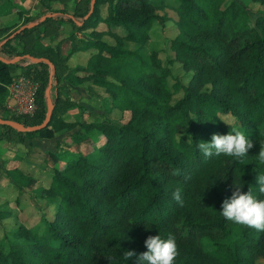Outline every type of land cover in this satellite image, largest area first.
Wrapping results in <instances>:
<instances>
[{"label":"trees","instance_id":"trees-1","mask_svg":"<svg viewBox=\"0 0 264 264\" xmlns=\"http://www.w3.org/2000/svg\"><path fill=\"white\" fill-rule=\"evenodd\" d=\"M103 1L108 6L102 17L98 6ZM177 1L179 31L169 45L173 58L193 72L187 84L175 81L173 90L167 82L170 68L162 64L157 50L147 61L136 47L122 42L145 45L152 24L165 18L155 12L163 2L95 0L84 19L90 0H78L72 12L54 9L45 17L43 22L55 29L47 45L23 38L35 36L43 22L15 28L0 39V108L8 112L7 84L17 75L12 66H20V74L39 83L35 113L8 118L32 125L46 113L48 64L27 57H22L29 60L24 65L20 59L7 63L1 58L25 53L53 62L56 90L64 85L69 55L92 49L87 65L77 68L84 75L71 80L105 87V100L129 110L124 122L66 120L63 114L78 104L54 91V109L46 126L21 131L0 124L4 127L0 142L9 141L14 133L28 144L34 136L49 138L79 126L72 132L73 150L45 153L53 167L48 191L58 197L53 218L44 219L38 229L19 225L7 248H0V264H140L139 255L147 251L145 240L156 235L167 239L169 233L179 251L174 264H257L264 259V231L236 224L220 213L237 185L243 192L251 187L257 198L264 199L257 183V176L264 173L257 156L264 143V0H254L261 4L254 17L239 0ZM51 9L46 5L43 12ZM99 21L107 24L115 42H106L103 31L94 29ZM62 22L75 28L57 39ZM117 27L124 32L113 29ZM87 28L89 37L76 35ZM19 36L23 40L15 41ZM178 89L182 96L171 102ZM231 128L244 131L254 143L243 162L223 154L205 157L198 143L211 142L214 133L228 134ZM10 174L13 181H24L21 172ZM177 188L183 204L173 197ZM126 250L136 255L126 259Z\"/></svg>","mask_w":264,"mask_h":264},{"label":"rangeland","instance_id":"rangeland-1","mask_svg":"<svg viewBox=\"0 0 264 264\" xmlns=\"http://www.w3.org/2000/svg\"><path fill=\"white\" fill-rule=\"evenodd\" d=\"M151 1L156 4H161L164 2L163 0ZM167 1L168 12L163 13V6H166L165 2L162 7L155 10V12H158V14H163L165 18L163 20H156L152 24L148 31V39L145 45L138 46L136 42L129 40H122V42L125 47L131 49L136 47L139 53L147 61H150L151 51L157 50V55L162 60V64L170 68V73L167 76V82L169 87L173 90L172 85L175 81H179L182 84H187L193 71L191 69H185L180 61L173 58L174 54L170 48L169 41L171 38L175 37L179 31L176 23L179 15L177 14L176 5L174 6V4H178V1ZM239 1L248 8V11L252 17L255 16L261 7V4L254 0ZM77 2L78 0H12V2L9 3L7 0H3L2 7L0 5V39L19 26H22L30 21H38L41 15L45 14L46 12H51L54 9H63L68 12H72ZM46 5H50L52 9L50 11L43 12ZM107 6V1L99 3L98 12L102 17L106 16L107 14ZM15 7H18L19 10H15ZM43 20L39 22H43ZM4 23L9 24L4 25ZM73 28H75L73 24L62 22L60 28L58 29L57 39H61L69 34ZM90 29L91 28L75 31V33L80 38H87L90 36ZM94 29L103 31L101 38L106 42L113 43L116 41V37L113 36V33L108 31L110 28L104 21H99L96 23ZM113 29L118 31L120 34L124 32L122 27ZM51 33H55V29L51 23L43 22L37 27L35 36L25 35L23 38L25 42H40L44 45H47V42H49L50 38L49 35H51ZM23 38L19 36L15 41H20V39L23 40ZM69 46L70 45H68L65 50L63 49V55ZM85 51L89 50H81V52H84L83 54L86 53ZM75 61L76 56H73L69 63L72 65L75 63ZM28 62L29 60L20 58V64L24 65ZM11 69L12 72L17 75L20 74L22 70L20 66H12ZM63 88L64 87L59 86L55 90L52 79L50 87V96L52 100L55 92H58L60 95H66V90H63ZM83 90L85 93L88 91L85 87H83ZM89 92L90 97L84 96L82 97L84 98L83 100L81 97L78 99L82 105L79 103L76 105L79 109V112H77L78 115L75 114L76 121L108 119L114 122H124L127 120L129 117V110L122 109L119 106L113 104L110 99H104V96H106L104 94H108L105 87L100 86L99 93L91 90ZM182 94V89L174 91L171 102H174L176 99L181 97ZM75 95L79 96L78 92H75ZM85 99L90 100L84 101ZM8 102L9 101L6 97L4 103L6 108ZM10 102L12 103V100H10ZM77 107L71 108L77 109ZM7 111L8 112H5L0 108V117H10L12 113L9 112L8 108ZM226 118L228 121H233V118L230 116H226ZM76 127L79 128V126ZM3 131L4 127L0 126L1 137H3ZM72 132L73 131L71 130H60L59 132H56L54 136L49 137L50 139H43L34 136L31 144L17 140V135L11 133L9 141L0 142L1 249L5 250L7 248L9 240H12L13 238L12 232L16 230L19 225H24L32 229H38L43 226L44 219L53 218L58 203V197L51 195V193L48 191L50 179L49 172L52 171L53 167L51 166V159H45V153L48 151H62L66 148L73 150L75 139L72 136ZM93 135L95 136L94 133ZM99 140L100 142L104 140V137H101V133ZM13 170H17L22 173V176H24V181L22 183L12 180L10 173ZM6 211L7 214H4L3 212ZM257 264H264V259H259Z\"/></svg>","mask_w":264,"mask_h":264},{"label":"clouds","instance_id":"clouds-1","mask_svg":"<svg viewBox=\"0 0 264 264\" xmlns=\"http://www.w3.org/2000/svg\"><path fill=\"white\" fill-rule=\"evenodd\" d=\"M228 134L214 133L211 142L200 141L198 143L199 150L205 157L213 155H225L234 157L243 162V157L248 155L250 149L254 147V143L248 138L247 134L239 128H231ZM189 138V142H191ZM260 151L258 156L259 165H264V143H260ZM259 192L264 193V173L257 176ZM242 187H236L230 199L224 200L222 211L220 212L224 218L239 225L264 231V199H259L253 194V190L249 187L247 192L241 191ZM175 200L183 204L181 199V189L177 188L173 193ZM146 252L139 255L140 264H174L179 255L178 245L175 236L168 234V238L164 239L161 235L149 236L145 240ZM134 251H125L124 256L130 259L135 256Z\"/></svg>","mask_w":264,"mask_h":264},{"label":"crops","instance_id":"crops-1","mask_svg":"<svg viewBox=\"0 0 264 264\" xmlns=\"http://www.w3.org/2000/svg\"><path fill=\"white\" fill-rule=\"evenodd\" d=\"M163 1L166 4V6H163V9H164L163 13H165V12H168V7H167L168 6V1L167 0H163ZM11 2H12V0H11ZM175 5H177V4H174V6ZM158 8H160V7H158ZM15 10H19V8L15 7ZM156 13H158V12H156ZM167 14H169V13H167ZM177 14H178V12H177ZM8 15H10V14H8ZM11 19H13V18H11ZM8 24L9 23H4V25H8ZM87 50H89V51H85L86 52L85 54H83L84 52H81V50H77V51H74L72 54L69 55V57L67 58V61H66L67 71L64 73L63 78L61 79V84H64L63 85V87H64L63 90H66L65 94L69 95L71 97V99L75 100V102H77L79 104H81V102H79V100H78L80 97H81L82 100L84 99V98H82L84 96L90 97V94H89L90 90L94 91L96 93L100 92V85L88 83L87 81L79 82V83L76 82L75 83L74 81L71 80L73 75L74 76H79V77L84 75V71L83 70H78L77 68L85 67L87 65L91 54L94 52L92 49H87ZM73 56L74 57L76 56V61H75V63H73L71 65L69 63V61H70V59ZM83 87H85L88 90L87 93H85V91L83 90ZM75 92H78L79 96H76ZM104 95H106V94H104ZM88 100H90V99H85L84 101H88ZM75 107H77V106H75ZM78 110H79L78 107H77V109L70 108L63 114V117L66 120H76L75 114L78 115V113H77V112H79ZM83 118H84V116H83ZM80 119H82V118H80ZM75 129H77V127L74 128L71 131H74ZM98 137H100V136H98ZM43 139H47V138H43ZM48 139H50V138H48Z\"/></svg>","mask_w":264,"mask_h":264},{"label":"water","instance_id":"water-1","mask_svg":"<svg viewBox=\"0 0 264 264\" xmlns=\"http://www.w3.org/2000/svg\"><path fill=\"white\" fill-rule=\"evenodd\" d=\"M94 3H95V0H90L89 10L84 15V19H86L92 13ZM51 14H52L51 12H46L45 14L40 16L38 21H36V22L30 21V22H28L22 26H19L16 29V31H19L23 27H29V26H32L33 24H37L39 21H42L45 17L50 16ZM78 23H82V20L78 21ZM22 57H27L33 62L45 61L50 68L48 84L45 88L46 113H45L43 120L37 124L24 125L20 121H17V120L12 119V118H4V117H0V124H6V125H9L15 129H17V130H21V131H34V130H37V129H40V128L46 126L47 123L49 122L51 116H52V112L54 109V103H53V100L50 96V87H51V83H52V74H53V66L54 65H53V62L45 56H34V55L29 54V53H25L24 55H15L13 58H3V57H1V58L7 63H13V62L18 61Z\"/></svg>","mask_w":264,"mask_h":264},{"label":"built area","instance_id":"built-area-1","mask_svg":"<svg viewBox=\"0 0 264 264\" xmlns=\"http://www.w3.org/2000/svg\"><path fill=\"white\" fill-rule=\"evenodd\" d=\"M39 83L36 79L18 74L7 84V108L12 115H32L37 109L36 94ZM12 100V103L10 102Z\"/></svg>","mask_w":264,"mask_h":264}]
</instances>
